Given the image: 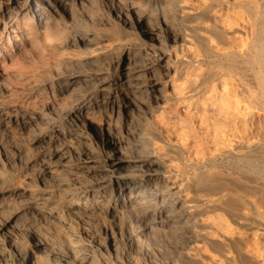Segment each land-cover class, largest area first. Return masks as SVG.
Returning a JSON list of instances; mask_svg holds the SVG:
<instances>
[{"label":"bare ground","instance_id":"6f19581e","mask_svg":"<svg viewBox=\"0 0 264 264\" xmlns=\"http://www.w3.org/2000/svg\"><path fill=\"white\" fill-rule=\"evenodd\" d=\"M162 1L137 0V10L128 7L126 11L135 16L138 24L147 14L162 12ZM164 2L171 7L177 26L166 23L162 32L153 29L141 31L144 39L153 43L163 42L164 48L151 57L148 53L130 51L117 45L102 47L76 27L67 31L61 28L62 17L75 3L80 4L76 0H25L18 11L21 20L16 22L15 18L4 23L1 36L7 37L6 45L22 43L33 52L45 54L56 44L70 43L79 46L82 53L72 67L59 73L55 82L44 84L34 94L27 93L26 103L0 107V129L12 123L26 127L36 119L51 125L53 120H47L45 111L28 107L29 99L34 97L36 102L43 101L44 94L50 90L66 92L77 86L74 90L76 105L62 116L67 122H62L67 134L51 125L49 138L58 142L57 147L55 144L49 152L37 155L42 164V177L46 172L56 173L62 169L74 176H78L81 169L86 171V176L77 177L61 190L68 199L60 203L63 212L73 214L83 222L94 216L104 200L110 205L120 202L129 207L135 205L142 210L140 219L145 228L188 231L183 238L193 243L191 252L200 251L197 245L200 238L220 243L221 248L215 251V255L204 256L202 264H233L236 261L264 264V252L261 249L248 250L245 234L223 232L218 227L208 226L202 219L230 202L237 213L240 228L251 232L256 239H264V216L259 212L254 197L247 191L237 190L229 182L230 177L198 171L207 164H214L219 157H237L250 164L247 174L232 172L236 181L245 182L241 190L264 184V139L250 137L246 142L232 143L236 134L234 130L242 124H252L256 117H264V53H255L254 42L246 40L245 53L237 52L236 46L229 43L232 42L229 37L242 31L236 23L227 20L229 15L226 12L229 5H235L255 20L264 12V0ZM37 10L40 12L33 23L24 20L27 14ZM3 14L4 11L0 10V19ZM205 55L219 56L220 61L232 67L208 71L202 61ZM106 59L108 63L104 67L102 63ZM112 67L115 69L111 70ZM152 75L158 76L159 80L164 79V82H151L150 79L156 78ZM149 92L158 94L155 104L161 110L173 102L184 112L178 119L176 137L171 138V134L167 137L164 129L166 134H162L161 126L158 130L152 123L151 112L146 110L137 127L128 126L122 132L121 141H126L127 148L136 150L134 155H123L121 146L117 147L112 136L99 133L96 147L91 143L80 144L76 147L78 151L68 148L66 153L62 139L74 135L79 129L91 127L89 115L92 113L88 110L97 109L98 114H106L124 95L143 98ZM117 118L115 120H121ZM74 154L78 160L70 165L66 159ZM116 187L118 193L106 199L108 190ZM55 196L54 190L36 195L37 199L46 202L53 201ZM259 226L263 227L262 232L254 231ZM199 230L204 231L202 236L197 233ZM94 239L91 236L87 244L94 246ZM69 244L75 248L76 254L80 253L77 249L82 246L81 241L69 238ZM188 253L186 256L195 252ZM83 259L82 255H77L72 264Z\"/></svg>","mask_w":264,"mask_h":264},{"label":"rangeland","instance_id":"374dc122","mask_svg":"<svg viewBox=\"0 0 264 264\" xmlns=\"http://www.w3.org/2000/svg\"><path fill=\"white\" fill-rule=\"evenodd\" d=\"M24 1L0 0V10L5 13L0 19V107L19 105L23 101L25 102L28 99L25 97L27 93L34 94L44 84L55 82L59 73L66 70L67 67H72L82 53L79 46L70 43L56 44L45 54L33 52L22 43L9 45L10 47L6 45L7 37L1 36L4 23L15 18L16 22L21 20L18 11ZM77 1L80 4L75 3L66 16L62 17L61 28L67 31L71 27H76L102 47L117 45L119 48L141 51L155 57L160 51L159 49L164 48L163 42L153 43L144 39L141 37V31L149 32L153 29L159 32L164 29L166 23L177 26L171 13V7L164 0H161L164 5L162 12L156 11L147 14L138 24L135 23V16L126 11L128 7H134V10H137V0ZM221 1L234 3L237 0ZM229 6L226 9L229 15L227 20L236 23L242 31L237 35L230 36L232 42L229 43L236 46L237 52L244 54L246 51L244 43L251 41L254 42L255 53H264V12L254 20L243 9L235 5ZM39 12L37 10L33 14H27L24 20H30L29 22L33 23ZM58 53L61 58H57ZM218 58L219 56H203L202 61L206 65L204 68L213 71L220 67L225 69L232 67ZM126 61V59L123 61V67L126 65ZM107 63L106 59L102 65L106 67ZM113 69L115 67H112L111 70ZM247 69L249 71V68ZM152 77L156 78L150 79L151 82L158 84L164 82V79L159 80L158 76L152 75ZM75 88L77 86L72 88L73 91L70 89L66 92L50 90L46 93L47 95L44 94L43 101L36 102L34 97L29 99L28 107L34 106L45 111L47 120H53L51 125L67 134L62 127L64 121L62 116L76 105ZM158 97L156 92H149L143 98L127 94L116 102L113 109L109 108L106 114H98L99 110L97 109L88 110V113H92L89 115L91 127L79 129L74 135H67L65 139H62L61 144L66 147V153L69 149L78 151L76 147L78 148L80 144L91 143L90 145L96 147L98 142L96 136L99 133L112 136L111 138L117 141V147L121 146L123 155H134L136 150L127 148L126 141H121L122 132L128 126L137 127L146 110L151 112L152 123H155L157 128L161 126L160 132L164 135L167 133V137L172 135L171 138H174L178 134V119L183 117L184 112L173 102H169L161 110L156 105ZM131 106L134 107L131 108ZM117 117L121 120H115ZM263 119L264 117H256L252 124L239 126L234 130L236 134L233 132L235 139L232 143L236 144L235 141L246 142L250 137L263 140ZM43 121L41 119L33 120L26 127L12 123L0 129V264H72L77 255L84 257L77 264H202L204 256L215 255V251L221 248L220 243L216 241H205L200 238L197 242L200 251H192L195 252L193 254L190 250L193 243H188L183 238L188 231L181 232L172 228L160 229L158 227L145 228V223L140 219L142 210L138 206L137 209L135 205L131 207L123 205L122 202L110 205L104 200L100 204V208L96 209L94 216L83 222L77 216L73 214H69V216L63 212L60 209L62 205L60 203L68 201V199L61 190L77 177L81 178L87 174L84 169H81L78 171V176H74L66 172V169H62L56 173L46 172L42 177V164L37 155L49 152L55 144L57 147L58 143L49 138L51 125H47ZM64 124L67 122L64 121ZM66 160L70 165H73L77 162L78 157L74 154ZM249 168L250 164L241 158L224 156L217 158L214 164H207L198 171L214 172L223 178L230 177L231 181H228L233 183L237 190L247 191L254 197L257 208L260 209L259 212L264 216V184L257 188L250 189L248 187L247 190H241L240 187L244 186L245 182H238L236 177L232 176V172L235 171L247 174L250 171ZM259 170L261 171V168ZM89 176L93 177V175ZM262 179L264 180V174ZM53 190L56 191L53 201L46 202L36 197L37 194ZM115 193H118L117 187L109 189L106 199H110V195L113 196ZM233 211V204L229 202L223 208L207 214L202 219L208 226L213 225L223 232L234 235L245 234L248 250L261 249L260 251L264 252V239H256L251 236V232L241 229L237 213ZM262 229L263 227L259 226L254 231L262 232ZM200 231L197 233L202 236L204 231ZM91 236L95 237V245L92 247L87 244ZM69 238L82 242V246L77 249L80 250L79 254H76L75 248L69 244ZM187 253L188 255L192 254L186 256ZM233 264L243 263L236 261Z\"/></svg>","mask_w":264,"mask_h":264}]
</instances>
